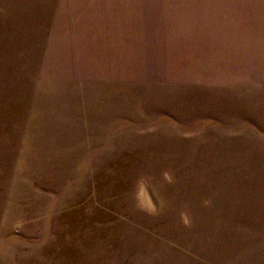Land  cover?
I'll return each instance as SVG.
<instances>
[{
  "label": "rangeland",
  "instance_id": "rangeland-1",
  "mask_svg": "<svg viewBox=\"0 0 264 264\" xmlns=\"http://www.w3.org/2000/svg\"><path fill=\"white\" fill-rule=\"evenodd\" d=\"M0 264H264V0H0Z\"/></svg>",
  "mask_w": 264,
  "mask_h": 264
}]
</instances>
